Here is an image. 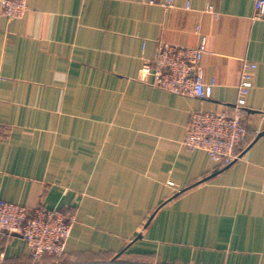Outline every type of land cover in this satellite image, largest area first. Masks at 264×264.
Wrapping results in <instances>:
<instances>
[{
  "label": "crops",
  "instance_id": "crops-1",
  "mask_svg": "<svg viewBox=\"0 0 264 264\" xmlns=\"http://www.w3.org/2000/svg\"><path fill=\"white\" fill-rule=\"evenodd\" d=\"M165 1L0 8V198L75 218L64 254L40 262L1 234V264H264V16L256 0ZM201 36L210 99L140 79L158 42ZM244 72L247 145L221 168L183 140L192 113H233Z\"/></svg>",
  "mask_w": 264,
  "mask_h": 264
},
{
  "label": "built area",
  "instance_id": "built-area-1",
  "mask_svg": "<svg viewBox=\"0 0 264 264\" xmlns=\"http://www.w3.org/2000/svg\"><path fill=\"white\" fill-rule=\"evenodd\" d=\"M164 6H173V0H166ZM0 8L5 17L14 20L25 16L28 5L27 0H0ZM211 10L210 7L209 11ZM263 16L264 0H256L254 18L261 19ZM196 32H200L199 27ZM205 52L204 36H201L197 47H181L160 41L155 59L144 64L140 79L147 82L151 78V85L171 94L210 99L215 83H207L203 77L201 63ZM243 67L248 70L256 66L245 62ZM2 79L0 76V81ZM251 85V78L244 72L239 86V98L232 114L204 111L192 113L183 146L203 150L221 168L238 162L241 149L247 145L248 132L243 119V108ZM74 222V216L59 209L37 207L28 210L22 205L0 198V235L22 237L35 262H40L46 255L59 257L64 254Z\"/></svg>",
  "mask_w": 264,
  "mask_h": 264
},
{
  "label": "water",
  "instance_id": "water-1",
  "mask_svg": "<svg viewBox=\"0 0 264 264\" xmlns=\"http://www.w3.org/2000/svg\"><path fill=\"white\" fill-rule=\"evenodd\" d=\"M262 135H264V132L260 133V134L258 135V138H259L260 136H262Z\"/></svg>",
  "mask_w": 264,
  "mask_h": 264
},
{
  "label": "rangeland",
  "instance_id": "rangeland-1",
  "mask_svg": "<svg viewBox=\"0 0 264 264\" xmlns=\"http://www.w3.org/2000/svg\"><path fill=\"white\" fill-rule=\"evenodd\" d=\"M187 149V148H186ZM190 150H192V149H190ZM60 210V209H59Z\"/></svg>",
  "mask_w": 264,
  "mask_h": 264
}]
</instances>
